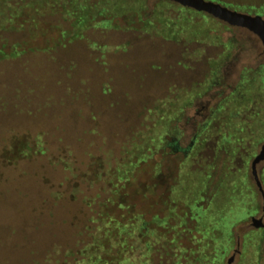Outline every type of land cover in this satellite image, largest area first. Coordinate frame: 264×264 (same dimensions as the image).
Returning a JSON list of instances; mask_svg holds the SVG:
<instances>
[{
	"label": "rangeland",
	"instance_id": "1",
	"mask_svg": "<svg viewBox=\"0 0 264 264\" xmlns=\"http://www.w3.org/2000/svg\"><path fill=\"white\" fill-rule=\"evenodd\" d=\"M56 1L0 0V264L108 240L120 264H264L260 39L171 0Z\"/></svg>",
	"mask_w": 264,
	"mask_h": 264
},
{
	"label": "water",
	"instance_id": "2",
	"mask_svg": "<svg viewBox=\"0 0 264 264\" xmlns=\"http://www.w3.org/2000/svg\"><path fill=\"white\" fill-rule=\"evenodd\" d=\"M171 1H174L184 7H189L197 11L208 13L213 17L223 22H226L229 25L243 27L250 30L260 39L264 49V18H262L261 16L259 15L252 16L250 14L238 12L226 6H223L219 3L209 0H171ZM260 160H264V143L261 146V150L259 154L253 159L251 165L252 174L254 176L257 186L259 187L262 193L263 201H264V192L261 188L256 171V164ZM253 221H255V225H257L256 223H260L261 225H263L260 219L259 220L253 219ZM232 258L233 257L229 258L227 264L231 263Z\"/></svg>",
	"mask_w": 264,
	"mask_h": 264
},
{
	"label": "trees",
	"instance_id": "3",
	"mask_svg": "<svg viewBox=\"0 0 264 264\" xmlns=\"http://www.w3.org/2000/svg\"><path fill=\"white\" fill-rule=\"evenodd\" d=\"M31 4V7H27L29 13L31 12H39L38 7L42 8L48 6L52 2H57L56 0H27ZM22 10V9H21ZM15 15H10V18ZM54 43V42H53ZM25 142L20 144H15L14 147H12L9 151L11 154L13 153H19L20 152V145H23ZM20 154V153H19ZM17 155H14L12 159H17ZM109 244H106L105 246L98 247L94 246L93 249H91V256L87 260V264H120L122 261V255L120 250V244L117 243L115 240L113 243V246H110V241L108 240ZM116 245V246H115Z\"/></svg>",
	"mask_w": 264,
	"mask_h": 264
}]
</instances>
